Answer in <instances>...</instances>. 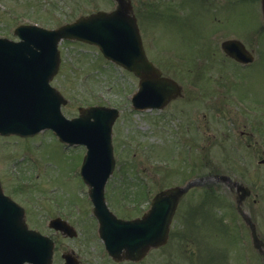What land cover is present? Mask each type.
<instances>
[{"label":"rangeland","instance_id":"1","mask_svg":"<svg viewBox=\"0 0 264 264\" xmlns=\"http://www.w3.org/2000/svg\"><path fill=\"white\" fill-rule=\"evenodd\" d=\"M132 2L147 57L184 88V96L161 111H136L131 98L139 80L133 74L105 59L95 46L63 41L59 46L60 71L52 82L68 100L62 112L72 119L78 117L80 107L104 105L119 109L120 116L113 127L119 170L106 187L107 202L115 214L135 217L142 213V203H133L139 190L146 199L164 187L199 179L201 185L186 197L180 209L194 199V216L185 221L179 211L172 230L191 232L195 223L197 241L193 246L188 234H183V242L171 236L164 251L182 249L186 253L181 260L187 261L200 249H237L241 243L239 223L228 222L224 216L233 211L235 203L226 187L212 185L208 176L219 172L236 176L249 186L261 183L264 187V164H260L264 159V57L259 67L241 70L225 57L220 45L227 39H239L254 47L257 33L261 27L262 32L264 29L260 0ZM145 5H155L156 10L151 7L147 12ZM115 6L114 0H0V16L14 26L36 23L55 29L81 16L109 12ZM260 35L264 42V33ZM261 49L264 52V43ZM209 52L221 54L220 60L213 61L211 71ZM236 70L239 74L235 77ZM240 103L249 110L245 111ZM258 114L263 136L261 150L258 146L259 154L254 157L241 133H252L249 120ZM85 152V147L68 149L48 131L28 139L0 137V179L5 193L27 209L32 229L53 238L56 249H73L80 254L89 251L91 256L92 249H103V243L91 213L88 188L80 177ZM121 187L129 188V196L118 205L115 197ZM212 191L228 201L224 199L213 208ZM260 198L262 211L258 215L264 224V189ZM55 216L68 220L77 229L78 237L65 238L49 229L47 224ZM210 220L217 225L208 224ZM179 261L174 256L172 264ZM54 264H63L60 253ZM149 264H159L157 253L150 257Z\"/></svg>","mask_w":264,"mask_h":264},{"label":"water","instance_id":"2","mask_svg":"<svg viewBox=\"0 0 264 264\" xmlns=\"http://www.w3.org/2000/svg\"><path fill=\"white\" fill-rule=\"evenodd\" d=\"M117 1L120 7L112 13L80 17L55 30L22 26L17 31L21 42L0 40V134L27 137L51 129L65 143L85 145L82 177L89 186L100 236L111 254L115 255V249H128L131 258L138 259L144 250L166 243L179 199L199 182L159 193L142 219H118L107 206L105 186L115 167L112 127L119 112L92 107L68 120L61 113L66 101L50 84L61 63L59 43L77 40L99 47L107 59L140 79L133 97L136 109H162L180 94V86L162 77L147 59L129 0ZM262 11L264 16V0ZM222 49L239 62L252 61L238 40L223 42ZM53 227L71 238L77 236L67 222L54 220ZM53 249L49 237L29 230L24 209L4 195L0 183V264H51ZM66 260L74 264L72 257Z\"/></svg>","mask_w":264,"mask_h":264},{"label":"flooded vegetation","instance_id":"3","mask_svg":"<svg viewBox=\"0 0 264 264\" xmlns=\"http://www.w3.org/2000/svg\"><path fill=\"white\" fill-rule=\"evenodd\" d=\"M161 1L163 0H160V2ZM205 6L208 7L207 5ZM144 8L147 11L150 8L153 10H156L155 5H152V6L145 5ZM145 16L148 17V14ZM18 25L14 26V24H12L11 22L7 21V19L2 18L0 16V38H6L11 41H19V38L15 35V29L17 28ZM257 34L260 35V32ZM258 35H256L254 42H253L254 47H251L247 43L243 42L248 52L251 54L253 58L252 62L248 64H240L233 60L232 63L233 65H236L235 67L241 70H244V69H249V67H252V66L259 67L261 65V61L264 57V52L262 51L261 48L264 42H262L261 35L260 37ZM207 55H208L207 56L208 60H212V62L209 63V67H208L209 71H211L213 70V64H214L213 61L217 59L220 60V58H218L219 57L218 55L221 56V54L217 52H212V53L209 52V54ZM238 74L239 72L236 70L235 77ZM257 103L258 102H255L256 105ZM256 111L259 112V108H257ZM249 121H250V126H251L250 128L253 129V131L252 133L244 131L241 133V137L244 139V142L247 145L246 146L247 149L252 153L254 157H257V155L259 154V150H261L260 149L261 148L260 137L262 138L261 136L262 134L260 130L261 122H260L259 114H258V117H255ZM244 126L246 127L248 125L244 124ZM258 132L260 134H258ZM256 135L258 138H256ZM258 146H260L259 150H258ZM219 175H226V174L214 172L209 177L210 178L209 182H211L212 185L216 184V186L218 185L225 186L227 189L226 192L230 196H232L230 200L233 202L237 200V195H238L237 188L239 185L248 187L250 190V196L243 200L242 209H244L246 214L243 215L240 212L238 206H236V208H234L233 211H230L231 213L225 216L228 218V222L234 223L235 221H238L239 223V227L241 231L240 233H238V235L240 237L241 243H240V247H238L237 249H235V247H231L230 249H204V252L200 249V253L198 252L199 254L197 256L194 253H192V255H190V258H186L187 261L181 260L184 257V253H186V252H183L182 249H174L170 253L164 251V248L169 243L171 236H174L183 242V239H184L183 234L184 235L188 234L191 238L190 240L192 242V245L194 246L195 241H197L196 229L198 226L197 224L192 223L191 232H187V233H186V230L183 232L181 231L172 232V230H174L173 224H172L170 228L168 243L164 246H160L158 248L149 250L143 258H140L137 261H133L130 258H127L126 251H123L120 254V256L117 259H115L109 254L107 249H104V248L103 249H92L94 253H92L91 256H88L89 251L86 254H80L78 251H74L73 249H55V255L60 253L62 257L63 254L70 253L73 257L77 258L78 260L77 264H149V259L150 257L153 256L154 253L158 254L159 264H172V259L174 256H177L180 258V261L177 262L176 264H264V224L263 222H261V218L258 215L260 214V211H262V207L260 208V202H262V199L260 198V193L262 192L264 187H262L261 183H254V185L248 186L247 184L242 183L239 180H237L236 176L230 177L226 175L231 178V181H228V180L220 181L218 179ZM177 186H181V184L164 187L162 191L170 189L172 187H177ZM194 189L196 188H192L189 191H187L184 194V196L180 199L174 219L177 213H179L181 207L183 208L182 205L185 204L184 200L186 199V197L192 194V191ZM213 194H214V197H216L215 198L216 202L218 201L224 202V199L225 201H228L227 198L216 196L217 193L215 194L213 192ZM188 202H189V205L187 206L184 205L186 207L180 211V213L182 212L181 218L185 221L187 219H191L194 216V212L196 210L195 208L196 204H194V199H189ZM137 203H139V200H137ZM137 203H135V205H137ZM141 205H143V208L145 209V211H148L151 206V200L149 198H146V199L144 198ZM261 206H262V203H261ZM234 211L236 212V214ZM210 223H212V220ZM212 224L214 226L217 225L216 222ZM56 234H59V233H56ZM193 234L195 235L193 236ZM255 236L263 243L262 246L255 243ZM95 255L97 256V258ZM164 258H166V260L163 261ZM236 258H238L239 260H237ZM54 263L55 261L53 262V264ZM63 264H66L65 261H63Z\"/></svg>","mask_w":264,"mask_h":264}]
</instances>
